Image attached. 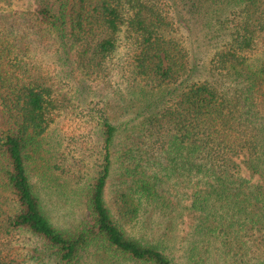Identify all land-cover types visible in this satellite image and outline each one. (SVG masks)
I'll return each instance as SVG.
<instances>
[{"label": "trees", "instance_id": "obj_1", "mask_svg": "<svg viewBox=\"0 0 264 264\" xmlns=\"http://www.w3.org/2000/svg\"><path fill=\"white\" fill-rule=\"evenodd\" d=\"M213 1L227 38L211 61L216 82L195 80L163 0H36L22 13L0 5V264H178L128 230L166 205L171 182L191 190L194 211L222 221V210H260L264 221V185L246 190L254 175L264 181V0ZM115 74L123 118L107 101L97 108L91 176L73 191L86 214L60 224L30 163L45 158L70 92L89 79L104 89ZM16 243L25 258L11 252Z\"/></svg>", "mask_w": 264, "mask_h": 264}, {"label": "rangeland", "instance_id": "obj_2", "mask_svg": "<svg viewBox=\"0 0 264 264\" xmlns=\"http://www.w3.org/2000/svg\"><path fill=\"white\" fill-rule=\"evenodd\" d=\"M164 6L180 27L179 36L189 49L190 61L197 66L195 80L211 79L219 76L210 73L211 61L218 49L226 42V31L222 20L225 13L216 12L213 0H163ZM5 12L36 11V0L1 1ZM122 58L126 52L121 51ZM43 57H39L41 60ZM118 58V57H117ZM45 65L50 58H43ZM104 89L99 84L93 86L91 79L85 81V88H75L71 102L56 119L45 135V158L30 163L34 182L45 185L47 200L56 221L70 225L85 217V206L73 193L79 184L91 176L92 150L96 147L97 108L104 103H112L110 114L122 120L120 110L124 104V78L121 74L106 79ZM120 109V110H119ZM96 114V117L94 115ZM51 165V169L48 167ZM47 164V165H46ZM42 165H46L42 168ZM51 171L57 179L50 180ZM47 174V178L45 177ZM248 178L249 171L242 172ZM264 185L260 175L252 177L249 187ZM61 185V186H59ZM165 191L166 205L162 208H148L128 226L131 234L153 244H161L178 264H259L264 262V221L261 212L235 217L222 210V221L209 213L191 209V190L184 183H169ZM116 192L112 181L106 189L109 205L117 210ZM214 214V213H212ZM29 249L23 243L15 244L11 252L15 258H25ZM34 264V263H33ZM91 264V260L89 262Z\"/></svg>", "mask_w": 264, "mask_h": 264}]
</instances>
